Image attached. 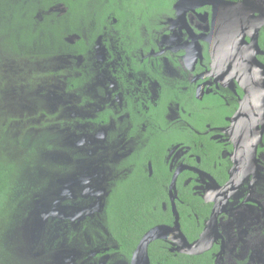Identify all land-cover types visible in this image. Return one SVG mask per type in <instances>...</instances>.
Returning a JSON list of instances; mask_svg holds the SVG:
<instances>
[{"label":"flooded vegetation","instance_id":"flooded-vegetation-1","mask_svg":"<svg viewBox=\"0 0 264 264\" xmlns=\"http://www.w3.org/2000/svg\"><path fill=\"white\" fill-rule=\"evenodd\" d=\"M177 1L140 22L138 36L112 27L86 59L61 60L68 63L67 93L90 108L92 117L82 123L103 132L89 144L102 179V209L70 229L91 227L98 249H116L101 216L110 197L135 187L143 200L127 216L136 228L131 233L155 223L128 261L112 256L110 264H131L141 238L155 227L173 228L176 218L191 251L194 245L203 251L187 255L178 240H155L147 248L149 264H264V129L254 157L249 149L236 154L232 122L244 90L212 69L211 7L189 0L177 16ZM257 44L259 60V38ZM105 234L112 244L101 246ZM83 242L91 248L88 235Z\"/></svg>","mask_w":264,"mask_h":264},{"label":"trees","instance_id":"trees-1","mask_svg":"<svg viewBox=\"0 0 264 264\" xmlns=\"http://www.w3.org/2000/svg\"><path fill=\"white\" fill-rule=\"evenodd\" d=\"M175 1L0 0V90L11 83L25 89L44 86V74L53 72L59 60L77 56L86 59L95 40L108 36L112 27L125 28L138 36L140 22L166 12L163 8L169 9ZM111 16L116 19L115 25L111 24ZM259 45L264 51V27L259 32ZM259 60L264 64V57ZM45 117L41 120V130L45 126L43 122L48 120ZM40 118V115L30 116L28 121ZM6 127L0 117V264H44L31 258L18 263L10 254L11 247H3L4 233L12 231L22 207L29 201L24 188L25 174L33 169L37 157L33 145L26 148L27 137L12 138ZM31 160H34L32 164ZM140 195L141 189L131 187L118 192L115 201L110 196L106 201L100 222L115 241L116 249H98L93 228L83 223L71 228L66 236L67 256L71 260L67 264H110L112 256L128 261L142 233L155 223L149 221L131 233L134 222L127 216L135 213L133 209L143 200ZM85 234L92 241L91 248L84 245ZM162 255L163 260H173L168 253ZM150 256L153 261L152 252Z\"/></svg>","mask_w":264,"mask_h":264},{"label":"rangeland","instance_id":"rangeland-1","mask_svg":"<svg viewBox=\"0 0 264 264\" xmlns=\"http://www.w3.org/2000/svg\"><path fill=\"white\" fill-rule=\"evenodd\" d=\"M67 65L59 60L53 72L44 74L42 87L25 89L9 82L0 90L1 123L12 138L27 137L26 148L33 145L37 154L33 169L25 174L29 201L12 231L4 233L3 247H11L10 254L18 263L30 258L44 264L70 263L66 245L70 226L102 209V179L89 148L95 135L103 132L82 123L92 115L75 93H67ZM36 115L41 116L39 121H28ZM45 115L48 120L41 130ZM84 240L89 245L88 237ZM107 244L112 243L105 234L101 246Z\"/></svg>","mask_w":264,"mask_h":264},{"label":"water","instance_id":"water-1","mask_svg":"<svg viewBox=\"0 0 264 264\" xmlns=\"http://www.w3.org/2000/svg\"><path fill=\"white\" fill-rule=\"evenodd\" d=\"M189 0H178L179 9ZM196 7H211V32L208 35L212 69L218 75L233 76L244 90V99L234 116L235 152L245 154L249 149L252 157L260 143L264 129V64L257 56L262 55L257 40L264 27V0H198ZM185 12L183 11V14ZM250 40L247 43L246 39ZM207 39V37H206ZM238 124L241 129H238ZM236 126V127H235ZM178 240L185 244L180 252L199 254L203 249L191 247L179 232L177 218L173 228L159 226L147 232L139 241L131 256V264H149L148 245L155 240Z\"/></svg>","mask_w":264,"mask_h":264}]
</instances>
